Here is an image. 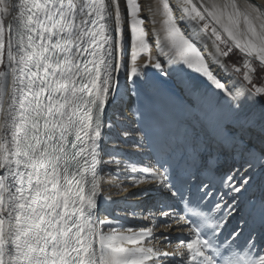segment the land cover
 Segmentation results:
<instances>
[{
	"label": "snow or ice",
	"instance_id": "obj_1",
	"mask_svg": "<svg viewBox=\"0 0 264 264\" xmlns=\"http://www.w3.org/2000/svg\"><path fill=\"white\" fill-rule=\"evenodd\" d=\"M209 34L214 63L233 49L242 63L217 75ZM149 68L211 82L214 134L115 173L126 195L161 197L132 213L151 225L137 230L97 208L102 166L122 163L107 106L141 95ZM138 111L143 154L162 121ZM0 264H264V0H158L147 15L141 0H0Z\"/></svg>",
	"mask_w": 264,
	"mask_h": 264
},
{
	"label": "bare ground",
	"instance_id": "obj_2",
	"mask_svg": "<svg viewBox=\"0 0 264 264\" xmlns=\"http://www.w3.org/2000/svg\"><path fill=\"white\" fill-rule=\"evenodd\" d=\"M171 2L175 5L176 0H171ZM237 2L241 8H244L251 3L259 4L262 0H237ZM141 3L145 8V15H147V8L155 9L158 0H141ZM198 45L217 75L223 74L222 68L224 66H227L229 72L231 71L226 64V58L220 57V65L213 62L212 57L217 55V52L214 38L210 34L205 36L203 40L198 39ZM165 66L170 67L167 64ZM148 72L149 85L142 88L141 95H125L122 99L117 98L115 102L107 106L105 121L111 120L115 127L111 132L106 133L109 138L105 141L104 147L106 151L114 152L115 158L120 159L122 163L119 166L115 164L102 166L103 190L97 208L99 218L113 219L119 215L126 228L131 226L137 230L140 227L151 225L146 224L140 218L132 219V213L135 212L137 217H140L141 208L147 207L153 200L161 199V197L154 187L148 189L149 195L144 198L126 195L123 188L130 187V185L124 182L125 177L122 174L117 177L115 173L118 171L122 173L125 163H132L138 167H148L154 163L155 159L164 156L167 152L181 151L186 136L190 137L195 134L203 139H210L214 134L207 106L200 99L205 92L208 95H213L214 86L207 81L206 77L194 69H188L186 75L182 73L178 77L173 74L166 80L158 81L155 69L149 68ZM138 110H143L146 117L162 121L160 127L151 130V144L144 150L143 154L138 153L137 141L139 137L137 130L143 126ZM124 132L129 133V135L125 137ZM104 159L107 160L109 157L106 155ZM117 185L121 186L117 187ZM258 195V191H250L246 194V199ZM105 196H109L112 203L106 202ZM234 223L235 220L230 223L229 228ZM161 227L162 224L157 223L155 230L159 232ZM176 231V229H172L173 235ZM177 242L178 240L175 238L172 241V243Z\"/></svg>",
	"mask_w": 264,
	"mask_h": 264
},
{
	"label": "rangeland",
	"instance_id": "obj_3",
	"mask_svg": "<svg viewBox=\"0 0 264 264\" xmlns=\"http://www.w3.org/2000/svg\"><path fill=\"white\" fill-rule=\"evenodd\" d=\"M239 58V59H238ZM241 60L240 63L242 62V57L241 54L238 52V50L233 49L230 56L226 58V64L228 65V67L231 69L233 66V62L234 61H238ZM239 63V64H240ZM239 64H237V66H239Z\"/></svg>",
	"mask_w": 264,
	"mask_h": 264
},
{
	"label": "trees",
	"instance_id": "obj_4",
	"mask_svg": "<svg viewBox=\"0 0 264 264\" xmlns=\"http://www.w3.org/2000/svg\"><path fill=\"white\" fill-rule=\"evenodd\" d=\"M240 61H241V60H238V61H237V64H239V63H240ZM232 64H233V63H232Z\"/></svg>",
	"mask_w": 264,
	"mask_h": 264
}]
</instances>
